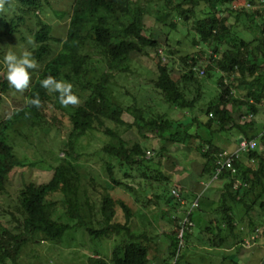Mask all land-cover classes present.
Wrapping results in <instances>:
<instances>
[{
	"label": "trees",
	"instance_id": "1",
	"mask_svg": "<svg viewBox=\"0 0 264 264\" xmlns=\"http://www.w3.org/2000/svg\"><path fill=\"white\" fill-rule=\"evenodd\" d=\"M154 1L73 0L63 39H55L51 35V25L37 15L47 0H16L22 11L17 18L0 13V58L6 52L1 48L4 38L21 33L20 26L25 21L23 15L31 12L36 16L38 28L32 32L34 45L29 50L39 63L38 69L31 73L29 87L23 92L9 86L0 66V216L4 219V222L0 220V264H18L16 259L22 248L30 242H35L37 235L51 241H59L68 232L77 230L85 231L92 239L124 232L125 240L112 248V264H150L153 261L167 264L174 253L178 243L177 235L168 237L170 244L167 249L171 253L169 258L150 253L151 237L146 230L137 233L132 231V209L125 200L111 195L112 187L101 186V191H96L94 187L93 190L98 195L91 199L83 187L78 158L73 155L78 142L91 130L99 129L110 137L101 147V152L117 160L120 169L128 170L124 172L126 177L133 176L131 171H143L145 177L155 176V179L160 181L169 179L160 164L166 144L189 143L188 139L193 133L189 130L194 118L181 122L171 120L165 114L148 118L139 106H123L117 102L111 92L115 73H126L130 70L129 64L133 54L140 53L144 48H156L159 45L156 39L145 34V18L149 14L150 3ZM198 1L183 0L173 3L172 0H164L162 9L156 12L155 19L172 29H176L177 20L189 25L188 30L195 34V43L207 45L211 54L217 55L214 60L217 71L233 76L235 82L232 84L241 90L242 96L235 97L222 76L217 78L220 91L216 98L209 102V120L205 125V128H209L213 120L217 128H210L208 133L237 128L238 137L246 141H256L255 148L244 153L250 164L241 167L240 155L234 164V173L225 169L218 176L225 182L218 196L221 212L217 225L219 232L208 238V242L212 246H221L228 236L222 233L234 235L237 228L233 206H240L244 216L253 210L255 204H259L264 210V128L255 131V121L250 118L257 114L258 105L264 102V12L256 10L254 14L247 15L258 16L261 26L249 25L246 30L251 37H239L233 32V24L228 22L227 17L218 13L220 8L215 4L211 3L209 14L199 16L196 10ZM241 9L236 14V22H239L243 14ZM122 15L124 20L121 19ZM166 20L170 21L167 23ZM52 41L59 45L56 52L53 51ZM180 60L184 71L177 79H173L167 64H158L154 86L171 105L189 109L194 107L201 96L200 84L195 75L197 59L193 56H181ZM201 71L206 77L211 76L206 69ZM47 74L71 82L73 90L80 97V103L64 107L55 94L41 88L40 80ZM15 93L22 96L19 107L10 114H5L1 107L4 98ZM34 94H38L41 100L39 108L26 105L27 98ZM125 112L133 118L130 126L137 132L152 131L157 138L163 140V144L154 153V158H159L155 163L160 165V169H152L153 174L150 176L146 174L144 167L150 170L148 163L154 159L145 157V149L139 142L130 145L119 132V128L127 123L122 118ZM235 114L238 119L245 115L249 120L237 122ZM110 122L113 123L112 127L107 124ZM62 123L68 126L66 141L61 145L64 156L56 155L53 158L54 163L46 165L51 170L49 179L38 185H23L18 189L15 204L2 200L11 172L31 165L18 156L16 139L24 141L35 134L39 138L52 130L60 132ZM196 135L203 141L200 145L202 149L197 150L202 158V168L196 181H201L212 178L216 156L222 151L218 150L220 148L215 143V137L205 139L199 133ZM104 165L113 186L122 185L126 189L130 187L128 182L115 177L110 161H106ZM237 183L239 184L236 186ZM166 200L173 207L181 200V195H172L171 199ZM198 205L185 214L192 221H197L202 213ZM117 207L124 213L122 222L116 219ZM252 225L253 222L249 219L248 228H252ZM204 228L205 232H210L208 225H204ZM188 230L184 232V238L189 237ZM183 251L181 250L177 264L184 259ZM89 264H107V261L100 257H91Z\"/></svg>",
	"mask_w": 264,
	"mask_h": 264
},
{
	"label": "rangeland",
	"instance_id": "2",
	"mask_svg": "<svg viewBox=\"0 0 264 264\" xmlns=\"http://www.w3.org/2000/svg\"><path fill=\"white\" fill-rule=\"evenodd\" d=\"M172 1L177 3L183 0ZM163 2L164 0H155L150 3L149 14L145 18V34L156 39L159 43L158 47L144 48L140 53L133 54L129 64L130 70L126 73H115L111 92L117 102L123 106L132 104L139 106L148 118L155 117L157 114H165L167 118L174 121L180 120V122L194 118L196 122L192 121L193 125L189 130L193 132L188 139L189 143H186L187 146L179 142L166 144V151L161 156L160 164L162 171L169 176L168 180L158 181L155 176L145 177L143 171H131L133 176L126 177L124 172L128 170L120 169L117 160L101 152V147L110 140V137L99 129H93L78 142L76 151L73 153L78 158L77 163L82 175L83 187L86 188L91 199L96 198L98 195L96 191H101V186L112 187L111 195L122 198L132 209L130 222L132 231L137 233L146 230L149 234L147 235L151 237V254L156 253L166 259L169 258L171 253L167 249L170 244L168 237L178 234L180 221L190 209V203L197 200L198 208L201 207L202 213L198 220L196 219L197 221L191 220L192 225L189 226V230L187 229L189 237L184 238L185 246L182 249L185 256L179 264H236L238 262L234 260L235 258L244 264H262L264 261V210L259 204H255L253 210L246 216L240 206H233L237 223L234 235L223 232V235L228 236L221 246H212L208 242V238L219 232L217 225L221 212L218 196L225 182L221 178L196 181L202 168V158L197 150L202 149L200 145L203 143L196 134L199 133L205 139L215 137V143L220 148L218 150L231 152L237 149L236 139L240 138L237 128L209 134L207 130L210 128L215 130L213 128L217 126L213 120L209 128H205V125L209 120L207 117L209 102L215 99L220 91L216 82L219 76H222L225 83L231 87L235 97L242 95H240V88L232 84L235 82L233 76L217 71L214 62L217 55L211 54L210 47L195 43V34L188 30L189 25L187 26L182 20H177L176 29H172L169 25L156 21V12L162 9ZM198 2L196 10L199 16L209 14L212 9L211 3L215 4L220 8L218 13L227 17L228 22L233 24V32L239 37H251L249 31L246 30L247 26H261L258 16L247 17V15L254 14L256 10L264 12V0H199ZM72 5L73 0H47L40 12H37L44 22L51 25V35L55 39L65 37ZM240 8L243 14L239 22H236V14ZM0 13L6 14L7 17L17 18L22 11L16 0H0ZM23 16L25 21L20 26L21 33L6 37L2 41L1 48L5 51L11 48L20 53L25 49L29 50L34 45L32 32L38 28L36 16L31 12ZM121 19L124 20L123 15ZM169 21L166 20L167 23ZM52 48L54 52L58 51V43L52 41ZM181 56H193L197 59L195 75L200 84L201 96L194 107L189 109L171 105L163 98L161 91L154 86L158 64H167L171 69L173 79L179 78L180 73L184 71ZM204 69L211 73L210 77L200 72ZM21 99L20 93L5 97L1 105L4 113L10 114L18 108ZM236 114L237 122L242 123L245 119L249 120V117L245 115L238 119ZM122 118L127 122L119 128L122 137L130 145L139 142L147 155L148 152L151 153L148 156L154 160L148 163L150 170L144 168L146 174L152 175V169H160V165L155 163L159 158H154V153L163 144V140L157 138L152 131L137 132L134 127L130 126L133 118L128 113H123ZM250 118L255 121V131H261L264 128V102L258 105L257 114ZM107 124L113 126L112 122ZM182 129L181 127V135L183 134ZM59 131L52 130L39 138L35 134L24 141L16 139L15 146L18 156L30 162L31 165L11 172L6 193L1 197L2 200L5 199L6 202L15 204L18 189L23 185L28 183L38 185L49 179L51 170L46 165L53 164V158L56 155L64 156L61 148L66 141L67 124L62 123ZM244 153H240L242 155L241 167L250 164ZM106 161H110L113 165L115 177L130 184L128 189L122 185L113 186L105 170ZM94 187L96 191L93 190ZM173 189L180 193L181 200L171 207L169 205L171 203H167L166 198L171 199L172 195L176 197L172 193ZM157 194H159L158 197L155 196ZM96 203L98 204V201ZM116 219L124 221V213L120 207L116 208ZM249 219L253 222L250 229L248 228ZM0 220L4 222L1 216ZM204 225L211 228L210 232L204 231ZM124 234L120 232L108 237L92 239L85 231L77 230L72 233L68 232L59 241H51L37 235L35 242H30L22 248L16 261L18 264H89V258L100 257L105 259L107 264H112L110 261L112 248L115 244L125 240ZM152 263L158 264L155 261Z\"/></svg>",
	"mask_w": 264,
	"mask_h": 264
},
{
	"label": "clouds",
	"instance_id": "3",
	"mask_svg": "<svg viewBox=\"0 0 264 264\" xmlns=\"http://www.w3.org/2000/svg\"><path fill=\"white\" fill-rule=\"evenodd\" d=\"M0 66L3 68L4 78L9 86L18 92H23L29 87L32 70L39 67L31 51L25 49L17 53L11 48L0 58ZM40 87L50 94H55L64 107L80 103V97L73 90V84L67 80L47 74L40 80ZM26 105L39 108L41 105L39 95L34 94L28 97Z\"/></svg>",
	"mask_w": 264,
	"mask_h": 264
},
{
	"label": "built area",
	"instance_id": "4",
	"mask_svg": "<svg viewBox=\"0 0 264 264\" xmlns=\"http://www.w3.org/2000/svg\"><path fill=\"white\" fill-rule=\"evenodd\" d=\"M160 52H161V50H160ZM163 59H165V58L163 57ZM200 72L202 73V71H200ZM255 146H256L255 140H249V141L242 140L241 142L238 143L237 149H235L231 152H228L226 150L219 152L216 156V167H215V172H214L212 178H215V179L218 178L220 172L222 170H225V169L230 170L232 173H234L236 171L234 164H235L236 160L240 157V155H241L240 153L245 152L248 149H253V148H255ZM150 154L151 153L148 152V155H150ZM172 193L176 197H180V193L178 191L172 190ZM197 205H198L197 200H194L192 202V205H191L190 209L188 210L187 214ZM181 221H180L179 232L177 234L178 243H177V246H176L174 253L172 254L170 259L168 260L167 264H177V260L180 256L181 250L184 247V232L186 231V229H188V227L190 225H192V222L187 215H185V217ZM150 264H154V263H150Z\"/></svg>",
	"mask_w": 264,
	"mask_h": 264
},
{
	"label": "water",
	"instance_id": "5",
	"mask_svg": "<svg viewBox=\"0 0 264 264\" xmlns=\"http://www.w3.org/2000/svg\"><path fill=\"white\" fill-rule=\"evenodd\" d=\"M243 140V138L242 137H240L239 139H238V142H241ZM234 260H236L239 264H244L241 260H239L238 258H235ZM262 264H264V261L262 262Z\"/></svg>",
	"mask_w": 264,
	"mask_h": 264
},
{
	"label": "crops",
	"instance_id": "6",
	"mask_svg": "<svg viewBox=\"0 0 264 264\" xmlns=\"http://www.w3.org/2000/svg\"><path fill=\"white\" fill-rule=\"evenodd\" d=\"M238 143V142H237Z\"/></svg>",
	"mask_w": 264,
	"mask_h": 264
}]
</instances>
